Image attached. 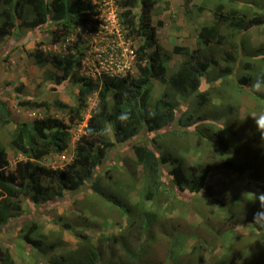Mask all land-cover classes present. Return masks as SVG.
Instances as JSON below:
<instances>
[{
	"label": "trees",
	"instance_id": "trees-1",
	"mask_svg": "<svg viewBox=\"0 0 264 264\" xmlns=\"http://www.w3.org/2000/svg\"><path fill=\"white\" fill-rule=\"evenodd\" d=\"M160 1L121 0L126 35L139 41L137 73L134 75L129 71L119 76L103 75L94 79L80 71L81 45L90 44L82 37L86 26L93 21L94 5L90 0H0L1 37L10 38L15 32L24 30L33 31V37H45L47 28L56 26L52 31L53 42L64 46L65 40L72 35L69 33L76 31L77 39L71 40L64 52L45 53L40 40L31 54L40 67L52 64L62 71L61 74L45 71L47 80L54 83L53 89L61 92L60 87L69 82L78 90L75 104L59 97L48 103L34 97H22L23 83H11L21 106L47 110L54 107L63 111L67 119L46 115L31 122L14 121L8 103L0 98V126L13 122L10 148L17 158L23 157L11 168L9 152L0 140V230L24 211L26 199L28 205L47 202L54 205L65 197L66 191L76 193L92 177L90 188L84 192H92L106 203L111 201L114 198L112 191L103 186L99 173L108 150L148 131L151 139L145 140L149 142L131 144L136 162L145 168V199L159 208H166L165 201L172 207L167 208L171 212L181 208L180 214L188 212L192 203L201 202L198 208L202 222L196 229L200 232L197 241L203 237L202 228L206 229V209L214 214V207L219 208L218 212H224L223 218L229 219L225 222L236 225L225 231L216 229L210 247L203 240L196 242L187 254V261L182 256L171 257L172 261L178 264H234V259L241 255L244 264H264V228L252 224L259 202H253L254 197L250 194L264 193V147L259 146L254 122L248 116L264 110V94L254 93L251 89L256 76L264 72V67L260 69L264 64V42L259 46L250 45L251 31L264 28V0L258 8L254 0H202L198 3L182 0L187 20L198 22L197 46L176 44L172 50H166L160 43L158 27L153 23V11ZM205 12L212 14L211 21L199 22ZM249 47L253 49L250 53ZM174 54H181L183 58L177 60L176 68L169 72L167 63ZM157 80L163 84V90L155 93ZM233 91L241 94L235 104L231 100ZM93 93L98 94V107L91 111L87 125L75 142L73 160L62 168L43 164L41 160L45 156L62 154L69 148L73 138L71 129L85 120L87 99ZM216 96L219 101L214 103ZM242 108L245 112H241ZM126 110L131 112V118L121 124L117 116ZM149 112H155V116L150 118ZM88 128L111 131L104 136L89 137L86 135ZM193 131L203 143L210 145V159L199 160L195 165L181 153L184 148L186 151L191 148L183 146L180 140H173L175 136L185 140ZM167 135L169 142L159 140ZM216 169L220 176H226L219 187L212 184V178L218 177ZM104 171L109 173L108 168ZM235 172L239 173L244 187L235 183ZM246 173L249 177L243 176ZM118 224L116 221L111 227ZM71 225L65 222L63 227L70 228ZM237 226L247 228L249 235L235 236L229 243L227 240ZM39 229L37 222L24 225L21 244L26 245L29 255L36 250L32 246L40 248L44 255L40 264H96L105 252L101 243L92 242L86 230L75 229L78 245L67 249V243L61 237L52 242L41 233L35 235ZM186 235L184 241L191 234L186 232ZM100 241L105 242L102 238ZM172 241L171 249L175 245ZM117 242L118 239L114 244H108L112 253ZM14 246L0 241V264H18L11 254ZM201 246L212 252V261L198 250ZM121 248L129 260L119 258L116 263L105 264H159L154 257L159 256L156 249L151 252L144 246L130 245ZM222 248L227 252L219 257ZM75 252L78 258L73 256Z\"/></svg>",
	"mask_w": 264,
	"mask_h": 264
},
{
	"label": "rangeland",
	"instance_id": "rangeland-1",
	"mask_svg": "<svg viewBox=\"0 0 264 264\" xmlns=\"http://www.w3.org/2000/svg\"><path fill=\"white\" fill-rule=\"evenodd\" d=\"M201 1L202 0H195L197 3ZM253 2L257 3H255L257 8L263 4L261 0H254ZM183 8L182 0H161L155 6V11H153V23L158 27L159 41L166 50H172L176 44L189 46L191 48L197 46L196 27L198 22L187 20ZM211 19L212 14L210 12H205L198 21H211ZM159 21L162 22V24H160ZM56 28V26L48 27V35L45 37H32L31 34L33 31L30 30H24L23 32L17 31L15 35L10 38L0 36V98L8 103L14 121L31 122L36 117L46 115H52L62 119L67 118L63 111L54 107L47 110L46 108L34 109L21 106L19 104L20 100L15 96L11 83H23L24 88L21 95L24 98L34 97L37 98V100L53 103L54 99L59 97L70 104H75L77 102L76 93L78 90L75 86L66 82L60 87L62 91L59 92V90L53 89V81L47 80L48 78H46L45 71L58 74H61L62 71L52 64H48L46 67H40L35 63L31 54V51L38 46L37 43L40 40L43 41V45H40V47L44 49L45 53L61 52L58 48L60 42H53L52 31ZM75 32L72 31L69 34L75 37ZM28 36L32 37L31 41H28ZM134 42L136 46L139 45L138 40ZM261 42H264V28L253 29L251 31L250 45L252 46V44H254V46H259ZM81 46L83 47V45ZM251 51H253V49L249 47L248 53ZM182 58L183 56L181 54H174L173 58L167 63L168 71L171 72L175 69L177 60ZM262 67H264V64L260 66V69ZM136 73L137 70L135 68L133 74L136 75ZM154 88L155 93H158V91L163 90V84L157 80ZM240 95L239 93L236 94V91L232 92L231 100L234 104L237 101V97H241ZM216 97L214 103L219 101L218 96ZM98 101L97 93L88 97L84 119L89 117L91 111L98 107ZM247 102H251V100ZM241 112H245V109L242 108ZM83 128L84 124H81L71 129L73 138L69 148L65 152L62 154L45 156L41 162L47 166L60 168L70 163L73 160L76 145L75 141L83 132ZM12 129L13 122L7 126H0V140L9 152L10 167L14 168L17 160L23 157L19 155L17 158L10 148V131ZM194 131H196V129ZM194 131L186 137L185 140L177 136L173 138L174 141L180 140L183 146L191 148L190 151H186L184 148V150H181V153L193 165L199 160L205 162L210 159V145L208 143H203ZM145 138L151 139V135L148 131L108 150V154L99 170V173L102 175L101 181L103 186L110 188L114 196L111 201H107L108 203L104 202L101 197L92 195V192H84V190L87 191L90 188L89 186L93 177L90 178L91 181H89L88 184L86 183V185L83 186L81 190L76 191V193L66 191L65 197L59 202H54V205L50 202L38 204L31 203V205H28L29 200L26 199L24 211L10 220V222L6 223L0 230L1 242L10 243V245L13 244V246L17 244L13 247V252L11 253L14 255L16 262L18 264H40L41 258L44 256L39 247L32 245L31 246L36 249L35 252H32L31 255L27 254L29 250L26 245L23 246V244H21V239L23 237L21 229L24 225H27V223L31 225V221L37 222L40 226V229L35 235L41 233L43 238L45 237L47 241L52 242L61 237L67 243V249H74L78 245L75 229L76 231L86 230L91 236L92 242L96 245L101 243V246L105 250L102 255L103 257H101V260L96 264H105L109 261L116 263L119 261V258L123 261L129 260L128 257H125V253L121 248L125 245H130V247L144 246L151 250V252L156 249L159 256L154 257L157 258L159 264H178V262L172 261V258L182 256L184 260L187 261V254L190 253L191 247L196 242L200 243L199 240H203V242L209 246L210 243L213 242L212 240L216 229L225 231L229 226H236L225 222L229 219L223 218L224 212H218L219 208L214 207V214L206 209V213L204 214L207 224L205 225L206 229L202 228L203 237L197 241V236L200 235V232L196 229L200 228L198 224L202 222V219L199 218L200 211L198 208L201 202L199 204L192 203L188 212L180 214L179 212L182 210L179 207L171 212L167 208L172 207H169V205L167 206L165 201L163 205L166 208H159V206L157 207L153 202L145 199V168L136 162L131 145L133 142H149L145 140ZM169 139L170 136L167 135L165 139L159 140L166 143V141H170ZM251 141L252 139L249 143H251ZM212 161L215 160L212 159ZM219 161L220 160H218V163ZM107 168L109 169V173L104 171ZM217 171H219V169L215 171L218 177L212 178L213 187H219L221 181L226 180V176H220ZM243 176L249 177V174L246 173V175ZM234 177L235 183L244 187V185L241 184V180H239L240 176L238 172L234 173ZM251 191L254 190L252 189ZM181 195L184 196L183 193H181ZM243 195L244 193L241 194V196ZM104 204L108 207L106 208ZM103 206L104 208L102 209ZM103 210L104 212H102ZM247 214L248 212H246V215ZM116 221H118L119 224L111 227ZM65 222L72 223L70 228L63 227ZM237 227L238 228L234 230L231 237L228 238L227 241L229 243L232 242L235 236L237 237L240 235L241 237H245V235H249V230L247 228ZM186 232L191 235L188 240L184 241L187 237ZM100 238L105 240V242L100 241ZM116 239H118V242L113 246V254L108 244H114ZM171 240H174L172 242L175 243L172 249L169 248ZM205 248L206 247L201 246L198 250L203 252L204 256L212 261L210 258L212 252H207ZM220 251L222 255H219V257L227 252L224 248ZM77 255V252L73 254L75 258H78ZM24 258L27 259V261ZM234 260V264H244L241 255Z\"/></svg>",
	"mask_w": 264,
	"mask_h": 264
},
{
	"label": "built area",
	"instance_id": "built-area-1",
	"mask_svg": "<svg viewBox=\"0 0 264 264\" xmlns=\"http://www.w3.org/2000/svg\"><path fill=\"white\" fill-rule=\"evenodd\" d=\"M94 5L93 21H91L82 37L90 41L82 51L83 70L87 75L119 76L127 74L135 67L137 51L132 38L127 37L123 25V7L121 0H90ZM95 27V29H93ZM69 36L60 51L77 39ZM85 45V43H83Z\"/></svg>",
	"mask_w": 264,
	"mask_h": 264
},
{
	"label": "clouds",
	"instance_id": "clouds-1",
	"mask_svg": "<svg viewBox=\"0 0 264 264\" xmlns=\"http://www.w3.org/2000/svg\"><path fill=\"white\" fill-rule=\"evenodd\" d=\"M120 3H121V1H120ZM93 13H92V17H93ZM86 28H87V26H86ZM86 47H87L86 45H83V48H86ZM136 48H137V46H136ZM84 54L85 53L83 52V56H84ZM136 63H137V57H136L135 67H136ZM135 67L133 68L132 71H134ZM80 71H81L82 74H86L85 71L83 70L82 58H81V69H80ZM104 75H106V74H104ZM101 76H103V75H101ZM101 76H98V77L91 76V77H93L94 79H99ZM251 89H252V91L254 93L264 94V72L259 73L256 76L254 82L251 85ZM148 116L150 118L154 117L155 116V112H149ZM248 116H250L252 118L253 122H254L255 132L259 136V141H260V145L259 146L260 147H264V110L259 111V112H255L254 111V112L250 113ZM87 118L82 122V124H84V127L87 125V120H88ZM130 118H131V112L129 110L123 111L117 116V120L121 124H126L130 120ZM109 131H111V129L105 128V129H101V130L97 131V130H95L93 128H88L87 131H86V135H88L89 137L104 136V135H107ZM250 194L254 197V199L252 200L253 202H256V201L259 202V208H258V210L256 211V213L253 216V223L252 224L253 225H257V226H259L261 228H264V193H260L259 195L255 194V193H250Z\"/></svg>",
	"mask_w": 264,
	"mask_h": 264
},
{
	"label": "crops",
	"instance_id": "crops-1",
	"mask_svg": "<svg viewBox=\"0 0 264 264\" xmlns=\"http://www.w3.org/2000/svg\"><path fill=\"white\" fill-rule=\"evenodd\" d=\"M31 36L33 37V33L31 34ZM32 37H29L28 41H31L32 40ZM38 37H43V35H40ZM27 40V39H26Z\"/></svg>",
	"mask_w": 264,
	"mask_h": 264
}]
</instances>
